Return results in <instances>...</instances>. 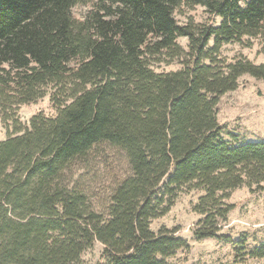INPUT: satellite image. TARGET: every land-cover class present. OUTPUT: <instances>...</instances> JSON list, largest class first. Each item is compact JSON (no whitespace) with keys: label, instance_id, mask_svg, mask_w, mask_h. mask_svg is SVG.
<instances>
[{"label":"trees","instance_id":"1","mask_svg":"<svg viewBox=\"0 0 264 264\" xmlns=\"http://www.w3.org/2000/svg\"><path fill=\"white\" fill-rule=\"evenodd\" d=\"M197 6L220 22H178ZM259 38L264 0H0V264H83L96 243L95 264H168L190 245L152 224L191 191L195 238H224L230 193H264V141L225 140L219 103L264 64L222 48ZM46 96L56 115L24 125ZM248 254L264 259V242Z\"/></svg>","mask_w":264,"mask_h":264},{"label":"rangeland","instance_id":"2","mask_svg":"<svg viewBox=\"0 0 264 264\" xmlns=\"http://www.w3.org/2000/svg\"><path fill=\"white\" fill-rule=\"evenodd\" d=\"M87 8L77 6L74 13L83 17ZM180 24L189 20L195 23L217 25L218 16H211L206 9L197 6L193 9L185 8L176 16ZM247 41V39H244ZM180 45L186 50L189 41L187 38L179 39ZM210 45H213L211 41ZM222 53L232 58L244 55L255 64H264V39L252 40V45L247 47L244 43L234 42L226 44ZM178 62L161 65L158 70H177ZM239 88L229 92L221 98L219 103L218 121L223 127V138L234 144L264 141V80H256L250 76H243L239 81ZM43 113L46 116H55L57 111L50 99L46 96L38 101L23 105L19 110L20 120L24 125H29L31 118ZM7 137V128L0 116V141ZM103 165H96L88 170L89 182L93 189L99 185L103 189L107 186L104 178ZM96 173L100 178H94ZM92 196V195H90ZM200 193L196 191L183 192L176 200L170 212L163 218L156 220L152 228L157 231L165 226L168 229H177L190 245L187 250H180L168 264H264V259H253L249 251L264 242V193H253L249 187H241L230 193L227 202L234 205L228 221L220 234L222 239L199 240L193 235L202 215L195 211ZM103 246L96 243L88 250L83 258V264H95L101 259Z\"/></svg>","mask_w":264,"mask_h":264}]
</instances>
